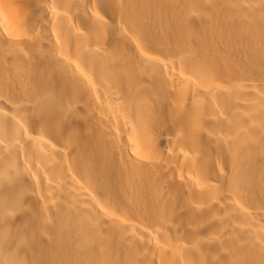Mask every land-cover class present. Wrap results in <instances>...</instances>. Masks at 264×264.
Instances as JSON below:
<instances>
[{
    "label": "bare ground",
    "instance_id": "6f19581e",
    "mask_svg": "<svg viewBox=\"0 0 264 264\" xmlns=\"http://www.w3.org/2000/svg\"><path fill=\"white\" fill-rule=\"evenodd\" d=\"M0 264H264V0H0Z\"/></svg>",
    "mask_w": 264,
    "mask_h": 264
}]
</instances>
